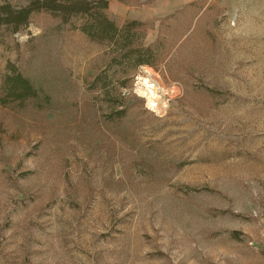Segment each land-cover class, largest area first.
<instances>
[{
  "label": "rangeland",
  "instance_id": "374dc122",
  "mask_svg": "<svg viewBox=\"0 0 264 264\" xmlns=\"http://www.w3.org/2000/svg\"><path fill=\"white\" fill-rule=\"evenodd\" d=\"M108 2L123 51L0 24V264H264V0Z\"/></svg>",
  "mask_w": 264,
  "mask_h": 264
},
{
  "label": "trees",
  "instance_id": "16d2710c",
  "mask_svg": "<svg viewBox=\"0 0 264 264\" xmlns=\"http://www.w3.org/2000/svg\"><path fill=\"white\" fill-rule=\"evenodd\" d=\"M109 5L108 0H29L24 6H14L10 2L0 1V24L13 25V31H19L23 26L29 24L30 17L34 12H49L60 17L62 23H69L75 17H84L85 22L79 27L90 40L102 44L112 45V50H125L133 45L131 30L119 27L116 22L106 13ZM133 25L138 21L130 22ZM129 25V24H128ZM142 47V48H141ZM132 48L135 57V66L151 64L141 54L142 51L150 52V48ZM117 59V58H114ZM3 103L26 105L28 102L43 103L40 91L33 83L23 75L14 70L7 74L2 83ZM7 100V101H6Z\"/></svg>",
  "mask_w": 264,
  "mask_h": 264
},
{
  "label": "bare ground",
  "instance_id": "6f19581e",
  "mask_svg": "<svg viewBox=\"0 0 264 264\" xmlns=\"http://www.w3.org/2000/svg\"><path fill=\"white\" fill-rule=\"evenodd\" d=\"M152 88H153V85H147V89L144 92L147 94L149 104L152 107L156 108L158 106V103L156 102V99L154 97L155 92Z\"/></svg>",
  "mask_w": 264,
  "mask_h": 264
}]
</instances>
